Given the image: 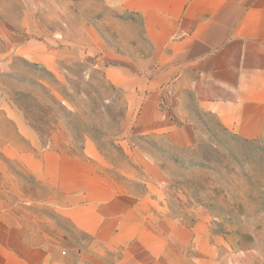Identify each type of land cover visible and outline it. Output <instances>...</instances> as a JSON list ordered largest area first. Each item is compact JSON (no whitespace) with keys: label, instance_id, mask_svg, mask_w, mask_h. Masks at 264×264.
Returning a JSON list of instances; mask_svg holds the SVG:
<instances>
[{"label":"rangeland","instance_id":"obj_1","mask_svg":"<svg viewBox=\"0 0 264 264\" xmlns=\"http://www.w3.org/2000/svg\"><path fill=\"white\" fill-rule=\"evenodd\" d=\"M129 16L101 0H0L4 264H116L120 249L92 246L91 235L67 217L91 210L70 190L72 182L93 176L136 182L155 174L169 213L197 219L206 211L250 253L249 264H264V141L215 130L178 148L135 135L134 112L108 84L100 51L91 48L92 29L104 46L124 48L116 31L133 29L115 18ZM81 35L84 51L76 57Z\"/></svg>","mask_w":264,"mask_h":264},{"label":"crops","instance_id":"obj_2","mask_svg":"<svg viewBox=\"0 0 264 264\" xmlns=\"http://www.w3.org/2000/svg\"><path fill=\"white\" fill-rule=\"evenodd\" d=\"M101 1L113 13L131 15L115 18L117 26L133 29L116 31L124 48L104 46L94 29L91 48L100 51L108 84L134 112L135 135L178 148L215 130L264 141V0ZM75 47L74 55H83V35ZM150 165L161 168L156 160ZM74 181L70 190L90 201L91 210L67 217L91 235L92 246L120 249L116 264L250 263L241 242L217 229L206 211L197 219L169 213L157 174L136 182Z\"/></svg>","mask_w":264,"mask_h":264}]
</instances>
